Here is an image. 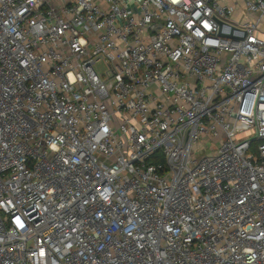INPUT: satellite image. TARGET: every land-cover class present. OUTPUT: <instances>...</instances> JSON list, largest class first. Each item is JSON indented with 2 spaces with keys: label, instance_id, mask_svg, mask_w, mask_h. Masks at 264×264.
I'll list each match as a JSON object with an SVG mask.
<instances>
[{
  "label": "built area",
  "instance_id": "2783aa9c",
  "mask_svg": "<svg viewBox=\"0 0 264 264\" xmlns=\"http://www.w3.org/2000/svg\"><path fill=\"white\" fill-rule=\"evenodd\" d=\"M0 264H264V0H0Z\"/></svg>",
  "mask_w": 264,
  "mask_h": 264
},
{
  "label": "rangeland",
  "instance_id": "374dc122",
  "mask_svg": "<svg viewBox=\"0 0 264 264\" xmlns=\"http://www.w3.org/2000/svg\"><path fill=\"white\" fill-rule=\"evenodd\" d=\"M234 17H237V15L236 16H234ZM212 150H214V148L211 146V142H209L208 144H207V146H205V145H199L195 150V152L196 153H199L200 155H204V154H206V153H209L210 152V150L211 149ZM198 149V150H197ZM216 150V149H215ZM216 152V151H215Z\"/></svg>",
  "mask_w": 264,
  "mask_h": 264
},
{
  "label": "crops",
  "instance_id": "0c3cea01",
  "mask_svg": "<svg viewBox=\"0 0 264 264\" xmlns=\"http://www.w3.org/2000/svg\"><path fill=\"white\" fill-rule=\"evenodd\" d=\"M240 0H224V2H228V3H238ZM237 17H243V18H251V16L247 15L246 17H244V15L241 12H237Z\"/></svg>",
  "mask_w": 264,
  "mask_h": 264
}]
</instances>
